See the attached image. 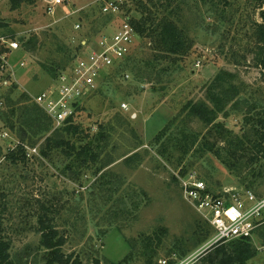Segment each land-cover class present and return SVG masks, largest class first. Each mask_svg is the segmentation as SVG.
Listing matches in <instances>:
<instances>
[{
    "label": "rangeland",
    "instance_id": "1",
    "mask_svg": "<svg viewBox=\"0 0 264 264\" xmlns=\"http://www.w3.org/2000/svg\"><path fill=\"white\" fill-rule=\"evenodd\" d=\"M97 1L73 0L67 16L52 0H34L18 10H12L10 0H0V23L5 25L0 36L20 44L9 55L7 68L0 69V197L5 196L7 206L4 226L12 244V261L47 263L48 252L37 232L41 201L51 207L56 227L66 238L63 253L83 264H207L203 258L214 249H207L214 230L184 200L174 177L185 169L196 173L213 192L250 188L264 197V170L260 177L259 165L243 167L246 159L237 161L228 153L231 141L254 139V127L246 117L264 111V77L256 66L264 46L256 26L262 23L259 0H175L169 13L173 12L171 19L184 33L185 53L147 69L146 61L154 52L138 39L132 61L123 70L128 79L113 71L100 76L96 90L82 100L85 108L78 119L92 133L103 127L109 136L96 167L99 172L91 169L87 177L85 173L83 179L73 181L63 172L66 161L59 152L48 159L40 155L43 140L37 141L36 154L29 152L35 157L26 165H11L5 155L16 148L20 138L9 125L13 122L18 129L24 117L20 110L8 117L9 95L14 102L23 93L34 101L56 85L51 68L68 70L94 47L98 49L100 35L91 38L98 26L78 22L79 13L93 15ZM49 8H53L52 14ZM95 12L97 19L98 10ZM116 32V26L110 25L102 34ZM34 36L38 38L36 48L26 52L24 42ZM81 42L90 44L79 50ZM223 70L236 75L240 96L212 126L188 118L182 109L188 103L207 100L208 87ZM11 84L17 88L11 89ZM253 105L258 110L249 116ZM176 117L168 137L155 144L154 138ZM5 120H11L6 123L8 128ZM45 124L50 136L54 129L48 121ZM183 127L198 135L197 144L186 156L171 145L173 138L168 142ZM250 242L256 256L249 264H264V213Z\"/></svg>",
    "mask_w": 264,
    "mask_h": 264
},
{
    "label": "trees",
    "instance_id": "2",
    "mask_svg": "<svg viewBox=\"0 0 264 264\" xmlns=\"http://www.w3.org/2000/svg\"><path fill=\"white\" fill-rule=\"evenodd\" d=\"M134 1L138 20H135L133 25L136 29L138 38L146 41L147 45L151 48V51L154 52L153 57L146 61L147 69H150L152 65L154 66L155 63H158L163 59L183 55L186 49H188L186 39L183 31L171 19L173 12L171 11L169 13L175 0ZM10 2L12 10H18L23 4H33L34 0H10ZM258 8L262 23H256L257 34L260 37V42L264 45V0H259ZM96 10H98L97 19L93 17L94 14H96ZM79 12H82V10ZM92 12L93 15L87 14V12L82 14L79 13L78 19V22H84V24H87L91 21L92 23H95L94 25L98 26L99 29L92 32L91 38L96 35L101 36L103 31L115 21L113 17L102 13L100 4H98ZM4 26L5 25L1 22L0 28H3ZM37 40L38 38L34 36L32 39L24 42L25 51L33 53L36 48ZM89 44L90 43L87 42V44L84 45L83 42H81L78 49L80 50L83 47H87ZM1 52H8V49L2 48ZM131 57L124 61L118 69L110 70L108 73L113 71L116 74L121 73L122 76H124L125 73L123 70L127 69V65L132 61ZM256 60V66L261 68L262 76L264 77V46L263 49L260 50L259 57ZM73 66H71V68ZM65 71L67 70L64 69L59 72V68H51L50 74L55 81V79ZM235 81L236 75L232 72L224 70L219 72L208 87L206 95L207 100L188 103L182 109L183 113H186L187 117L192 120H199L207 127L212 126L216 122L218 116L225 112L227 105L240 96V88L236 85ZM9 87L14 90L17 88V85L11 84ZM13 90H10V93H12ZM20 98L19 101L14 102L12 101L13 97L9 95L7 99V104H11V114L8 115V117L11 118L12 115L15 116L17 110H20V117H24V123H21L18 129L15 128L13 122L9 125V129H12L14 132L15 130L18 131L17 135L20 138V143L15 149L10 150L9 153L5 155L7 162L16 166L18 164L26 165L31 158L35 157V155L29 153V150H38L36 147L37 141L43 140V144L39 148L40 155L43 158L48 159L53 152H59L66 161L63 167V172L70 175L73 181L83 179L85 173L87 177L91 169H96L103 158V153H105V145L109 136L105 133L103 127H99L97 133H92L91 128L84 127L83 121H80L81 119L78 120L80 113L83 112L85 108L82 101L77 110L78 115L71 118L65 126L55 130L53 120L39 105L35 103V101L29 99L24 93ZM256 110H258L257 105H253L248 109L247 115L250 116L253 112L256 113ZM246 118L254 127V139H246L247 143L246 141H243V139L231 141V147L228 149V153L231 158H235L237 161L240 159H246L243 167H250L255 164L259 165L260 170L257 175L262 177L264 170V111L262 113H256V117ZM177 119L178 118L176 117L158 133L154 138L155 144H159L167 136L169 131H171L172 128H174V125H176L178 121ZM46 121H48V124L54 129L50 136L48 135L49 133H46L50 131L48 130V127H45ZM9 122H11V120H5L3 123L6 128H8L6 123L9 124ZM216 126L222 127V124ZM172 138L173 142H171V145L175 146V148H177L184 156L188 155L191 148L198 142V135L193 132L188 133L186 127L178 129V131L170 135L168 142L171 141ZM28 145L30 148H28ZM172 146H170V148ZM205 146H207L209 150L212 148L209 147L208 144ZM163 150L166 152L167 148L165 147ZM215 154L219 159L222 158L220 151H216ZM232 165L236 166V163H233ZM180 174L184 176L188 173H186L184 169ZM104 176L105 174H103L101 179H104ZM174 179L179 183L177 176L176 178L174 177ZM101 183L103 184L102 181ZM253 183L254 182L251 181L250 185H253ZM207 186L209 192L216 197L219 196L220 192H213L209 185ZM246 190L251 191L250 188ZM258 197L262 198L263 196ZM4 202L5 196L2 195V197H0V264H14L11 256L12 244L7 240V232L4 226L5 215L7 212V206ZM38 204L41 212L38 217L37 232L41 236V245L48 252V260L46 264H83L78 258H75V256H68L63 253V248L66 245V238L56 227V219L53 210L46 203L38 201ZM149 241L152 242V238H149ZM250 241L251 239H242L220 245L207 254L203 260L207 264H249V262L256 256V251ZM93 264H100V262L95 261Z\"/></svg>",
    "mask_w": 264,
    "mask_h": 264
},
{
    "label": "built area",
    "instance_id": "3",
    "mask_svg": "<svg viewBox=\"0 0 264 264\" xmlns=\"http://www.w3.org/2000/svg\"><path fill=\"white\" fill-rule=\"evenodd\" d=\"M51 3L53 6H62L66 15H71L70 7L73 0H52ZM97 3L101 5L104 15L115 19L111 25L116 26L117 32L113 36L102 34L98 49L94 47L92 52L77 60L71 69L59 75L55 80L56 85L34 99L53 120L55 130L65 126L71 118L78 115L77 110L81 101L93 94L100 76L103 78L110 70L118 69L130 58L139 39L133 25V22L138 20L134 0H98ZM48 11L52 14L53 8H49ZM79 28L77 25L76 29ZM83 44L86 45L87 42ZM2 48L8 49V52L2 53ZM19 49L20 44L17 40L0 36V69L7 68L9 55ZM125 77L128 79L129 75L125 74ZM122 107L128 110L126 104ZM29 152L36 154L37 149H30ZM176 176L184 200L214 230V236L209 241L207 249L235 240L253 238L261 226L264 197L259 198L249 190L233 189H225L216 197L209 192L205 181L199 179L196 173L190 172L184 176L178 173ZM162 264L168 262L163 261Z\"/></svg>",
    "mask_w": 264,
    "mask_h": 264
}]
</instances>
